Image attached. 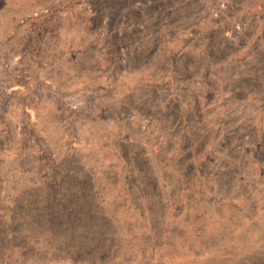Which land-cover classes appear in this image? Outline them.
<instances>
[{
  "label": "rangeland",
  "instance_id": "rangeland-1",
  "mask_svg": "<svg viewBox=\"0 0 264 264\" xmlns=\"http://www.w3.org/2000/svg\"><path fill=\"white\" fill-rule=\"evenodd\" d=\"M0 264H264V0H0Z\"/></svg>",
  "mask_w": 264,
  "mask_h": 264
}]
</instances>
